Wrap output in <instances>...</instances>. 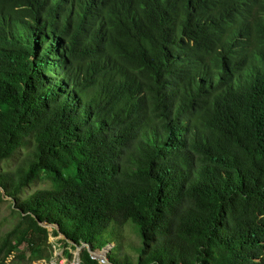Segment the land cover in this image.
Here are the masks:
<instances>
[{
	"label": "trees",
	"instance_id": "trees-1",
	"mask_svg": "<svg viewBox=\"0 0 264 264\" xmlns=\"http://www.w3.org/2000/svg\"><path fill=\"white\" fill-rule=\"evenodd\" d=\"M0 189V264H264V0H0Z\"/></svg>",
	"mask_w": 264,
	"mask_h": 264
},
{
	"label": "rangeland",
	"instance_id": "rangeland-1",
	"mask_svg": "<svg viewBox=\"0 0 264 264\" xmlns=\"http://www.w3.org/2000/svg\"><path fill=\"white\" fill-rule=\"evenodd\" d=\"M42 186H46V185L34 184L31 189L34 191L37 190L38 188L40 189ZM30 191L27 190L26 191L27 194H29ZM13 209H14V203L12 200L4 199V202L2 203L0 202V237L4 236L7 232H9L18 221V216L13 213ZM48 230L50 232L48 243L52 245V249L54 250L53 258L51 260L42 259V260L33 261L32 264H51V262L55 264L57 263V260L59 258L66 259V261L68 262L67 264H80L81 253L84 250V248H87V246L83 245L82 247H76L75 249L70 246L64 247V245H62L60 242V240H64V237L62 235L58 237H54L53 234H51L53 233L52 227H48ZM124 234H125L124 245L126 246L122 248V256L126 254H130L132 259H135L137 257L136 252L129 251L131 248L127 244H131L133 247H137L140 244L139 238L134 233V231L129 228ZM114 245L115 244L107 246L105 250L102 251V253H97L98 255H96V259L99 261V264H108V262L106 261V254ZM20 249L24 250V246H22ZM65 251H69L72 254L71 259L65 255ZM112 254L114 255L117 254V250L114 249L112 251ZM13 258L14 255H12V257L7 261V264H11Z\"/></svg>",
	"mask_w": 264,
	"mask_h": 264
},
{
	"label": "water",
	"instance_id": "water-1",
	"mask_svg": "<svg viewBox=\"0 0 264 264\" xmlns=\"http://www.w3.org/2000/svg\"><path fill=\"white\" fill-rule=\"evenodd\" d=\"M0 192H2V194H4V192L2 191V189H0ZM3 198H4V199H7V200H8V199H9V200H12V199L9 198V197H4V196H3ZM14 203H15V201H14ZM43 226H44V225H43ZM44 227H46V226H44ZM87 248H88L89 253L93 256L94 259H96V255H98L97 253H102V251H103V250H102L101 252H93V251H91V250L89 249V246H88Z\"/></svg>",
	"mask_w": 264,
	"mask_h": 264
},
{
	"label": "built area",
	"instance_id": "built-area-1",
	"mask_svg": "<svg viewBox=\"0 0 264 264\" xmlns=\"http://www.w3.org/2000/svg\"><path fill=\"white\" fill-rule=\"evenodd\" d=\"M68 262L66 261V259H64V258H59L58 260H57V263H55V264H67ZM51 264H54L53 262H51Z\"/></svg>",
	"mask_w": 264,
	"mask_h": 264
}]
</instances>
